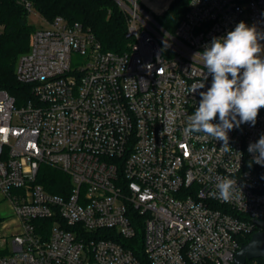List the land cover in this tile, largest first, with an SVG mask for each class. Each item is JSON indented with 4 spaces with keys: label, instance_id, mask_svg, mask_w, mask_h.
I'll return each instance as SVG.
<instances>
[{
    "label": "built area",
    "instance_id": "1",
    "mask_svg": "<svg viewBox=\"0 0 264 264\" xmlns=\"http://www.w3.org/2000/svg\"><path fill=\"white\" fill-rule=\"evenodd\" d=\"M131 3L126 52L56 16L16 63L32 97L0 88V192L21 223L0 264H141L118 240L137 231L149 264H235L261 229L264 167H249L248 146L264 135V108L229 131L231 149L183 129L212 82L197 53L241 21L264 33V0H190L173 33ZM43 164L70 176L64 193L39 182ZM222 178L242 194L214 197Z\"/></svg>",
    "mask_w": 264,
    "mask_h": 264
},
{
    "label": "trees",
    "instance_id": "2",
    "mask_svg": "<svg viewBox=\"0 0 264 264\" xmlns=\"http://www.w3.org/2000/svg\"><path fill=\"white\" fill-rule=\"evenodd\" d=\"M45 20L62 16L69 24L79 23L93 34L103 50L124 53L130 48L133 37L129 35V12L117 0H28ZM139 5L144 7L139 0ZM190 0H172L168 10L158 19L169 32H175L184 17ZM30 9L24 0H0V88L6 89L18 103L32 97L30 84L16 75V63L21 53L30 46L32 32L37 28L29 22ZM70 176L54 166L43 164L39 182L56 193H64L71 186ZM103 231H107L106 229ZM253 233V232H252ZM252 233L242 238L246 243ZM132 249L141 264H149L143 248V233L130 239L118 238ZM6 250L0 249V254ZM264 264V258H259Z\"/></svg>",
    "mask_w": 264,
    "mask_h": 264
},
{
    "label": "clouds",
    "instance_id": "3",
    "mask_svg": "<svg viewBox=\"0 0 264 264\" xmlns=\"http://www.w3.org/2000/svg\"><path fill=\"white\" fill-rule=\"evenodd\" d=\"M264 33L255 25L248 26L241 21L224 37H213L202 52L207 73L211 75V86L199 93L201 99L194 113L188 117L183 129L185 135L203 134L216 141H222L229 148V131L242 124L255 126L260 109L264 108V46L260 41ZM196 54V55H197ZM204 88L194 86L191 93ZM219 122L213 121L217 118ZM253 154V163L264 167V135L248 146ZM218 192L212 195L224 202H230L242 194L237 181L222 178L217 184Z\"/></svg>",
    "mask_w": 264,
    "mask_h": 264
},
{
    "label": "rangeland",
    "instance_id": "4",
    "mask_svg": "<svg viewBox=\"0 0 264 264\" xmlns=\"http://www.w3.org/2000/svg\"><path fill=\"white\" fill-rule=\"evenodd\" d=\"M117 1L122 6V8H124L122 2H120L119 0ZM123 2L131 3L130 0H123ZM139 2L144 6L142 7L138 3V5L141 7V9H139L140 14L143 17L150 19L145 13L147 12L153 18V21L160 24L158 18L168 10L172 0H139ZM28 19L29 22L34 24L36 27L47 26L45 19L35 9L30 10ZM130 19L131 17L129 18V24H130ZM74 58L76 62V56ZM14 215H15V211L10 199L0 192V249H3L6 246L10 247V243L13 235L12 233L14 231L13 228L14 225L4 227L3 224L6 221H9L12 218H14L16 216Z\"/></svg>",
    "mask_w": 264,
    "mask_h": 264
},
{
    "label": "water",
    "instance_id": "5",
    "mask_svg": "<svg viewBox=\"0 0 264 264\" xmlns=\"http://www.w3.org/2000/svg\"><path fill=\"white\" fill-rule=\"evenodd\" d=\"M120 2L124 3L122 0ZM137 3L136 0H130ZM261 229L252 233L248 242L243 243L235 255V264H246L252 258H264V221L258 220Z\"/></svg>",
    "mask_w": 264,
    "mask_h": 264
},
{
    "label": "crops",
    "instance_id": "6",
    "mask_svg": "<svg viewBox=\"0 0 264 264\" xmlns=\"http://www.w3.org/2000/svg\"><path fill=\"white\" fill-rule=\"evenodd\" d=\"M15 215H16V214H15ZM15 215H14V216H15ZM11 225H14V226H13L14 231H13L12 234H15V233H18V232L21 231V223H20V221H19V219H18L17 216H15L14 218H12V219L9 220V221H6V222L3 224L4 227H8V226H11ZM10 245H11V243H10ZM6 247H8V246H6ZM8 248H9V247H8Z\"/></svg>",
    "mask_w": 264,
    "mask_h": 264
}]
</instances>
